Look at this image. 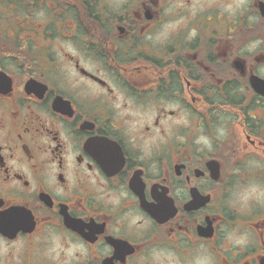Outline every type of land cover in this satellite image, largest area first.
<instances>
[{
  "label": "flooded vegetation",
  "instance_id": "1",
  "mask_svg": "<svg viewBox=\"0 0 264 264\" xmlns=\"http://www.w3.org/2000/svg\"><path fill=\"white\" fill-rule=\"evenodd\" d=\"M0 264H264V0H0Z\"/></svg>",
  "mask_w": 264,
  "mask_h": 264
}]
</instances>
